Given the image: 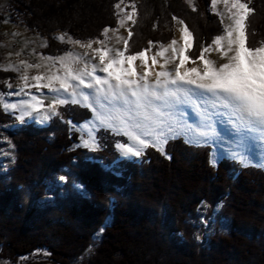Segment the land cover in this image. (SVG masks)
<instances>
[{"label":"trees","instance_id":"16d2710c","mask_svg":"<svg viewBox=\"0 0 264 264\" xmlns=\"http://www.w3.org/2000/svg\"><path fill=\"white\" fill-rule=\"evenodd\" d=\"M120 0H11L7 19L22 23L48 40L44 55L60 56L73 40L101 39L103 30L119 21ZM136 24L129 53L172 38L175 16L188 25L195 40L192 59L201 44L223 33L210 0L197 10L186 0H137ZM247 44L264 41V0H251ZM155 26V27H154ZM1 61V58H0ZM16 74L0 69V87ZM60 117L46 126L32 122L13 131L16 122L0 105V157L10 140L12 157L0 164V257L19 264L43 252L50 264H264V167L220 158L212 145L170 138L166 155L154 148L137 161L124 159L114 133H101L100 150L83 147L86 136L77 125L92 118L90 109L60 106ZM68 121L72 123L69 124ZM117 162V163H116ZM67 177L64 184L58 181ZM82 184L83 193L74 185ZM216 221L206 219L212 217ZM198 237V238H197Z\"/></svg>","mask_w":264,"mask_h":264},{"label":"snow or ice","instance_id":"6c2138e0","mask_svg":"<svg viewBox=\"0 0 264 264\" xmlns=\"http://www.w3.org/2000/svg\"><path fill=\"white\" fill-rule=\"evenodd\" d=\"M250 2L210 0L213 10L223 4L224 13L216 14L221 16V23L225 19L229 22L223 29L224 34L217 35L210 45L199 46L195 59L188 55L195 40L192 31L183 20L173 16L172 19L181 25V38L179 41L172 39L167 47L161 46L162 50L150 57L151 64L146 53L152 41H149V48L128 54L129 40L133 36L131 27L127 28V37H118L122 48L108 46L106 38L110 29L106 27L102 33L105 39L86 43L70 41L89 50L83 55L74 56L68 51L65 55L42 57L52 64L20 61L19 65H9L11 70L20 73L22 83L18 91L0 92V105L20 123L34 117L42 122L60 117V106L79 105L90 109L93 123L85 126L87 138L82 137L77 147L100 150L98 135L114 133L126 138L125 142L115 145L125 157L141 158L148 148L167 156L165 147L170 134L180 127L171 118L170 111L178 104H191L200 112L205 129L211 130L199 131L201 137L214 134L213 116H228L236 131L252 139L264 140V41L255 47L247 44L246 22L254 12L249 7ZM121 3L123 0L115 4L119 10L117 15L124 13ZM187 3L192 5L193 0ZM131 8V12L119 19V28L136 24L134 3ZM192 10L197 9L193 7ZM56 39L65 41V36ZM15 54L20 55L19 52ZM158 56L164 58L163 63H158ZM136 61L141 63L135 65ZM189 62L192 67H187ZM29 69L37 70V74L30 76ZM13 87L12 83L7 84L8 89ZM32 89L36 90L35 94ZM45 89L50 95L44 94ZM6 95L26 98L8 102ZM7 143L15 147L10 140ZM2 154L11 156L15 162L11 152ZM211 163L215 165L216 161ZM59 179L65 181L67 177ZM74 186L85 194L82 184Z\"/></svg>","mask_w":264,"mask_h":264},{"label":"rangeland","instance_id":"374dc122","mask_svg":"<svg viewBox=\"0 0 264 264\" xmlns=\"http://www.w3.org/2000/svg\"><path fill=\"white\" fill-rule=\"evenodd\" d=\"M10 1L11 0H0V13H2V15H7V13H9L8 8H9ZM136 2H137V0H123V3H121V8L124 9V13L119 14V19L125 13L131 12L132 11L131 5L134 3L135 6H137ZM199 3H200V0H193V4L191 5V7H197ZM117 11L119 12V10H117ZM212 11L215 13L223 14L225 10H224L223 4L221 3V4H218L216 9L212 10ZM218 17L221 21V16L218 15ZM6 21L7 22L0 25V58H1L0 69L1 70H10L11 72L15 73L16 79L13 82H11L10 80H6L4 90H2L0 87V92H3L5 94H7L10 91H13V92L18 91V85L20 83H22L19 80L20 73L11 70L9 68V65H12V66L19 65L20 61H27L29 63L42 62L45 64H52L53 63L52 61H47V60L42 59V57L53 56V55H49V54L44 55L42 53V51L46 48L47 44H49L48 40L45 37H42L39 33L31 32L27 28V26H25L21 22L20 23H14L11 19H7ZM228 22L229 21H227L226 19L224 20V22L222 23L223 29L226 27ZM128 27H131V30L133 32V25L131 23H129L126 28H119V24H117V26L115 28L110 29L108 32V37L106 38V42H107L108 46H110V47L114 46V47L122 48L123 44H122V42H118V37L119 36L127 37V28ZM168 27H169L168 29H171L172 38L167 43H164V44L160 43V46H159L160 48L157 51H155V52L148 51L146 53V56L149 58V61H150V57L152 55H155L159 51L162 50L161 46L167 47L170 44L172 39H177L178 41L180 40L181 33H180L179 29H180L181 25L177 21L172 20L170 26H168ZM222 34H224V32ZM60 35L65 36V41H62V42H67L68 44H70V51L74 54V56L83 55L85 52L89 51L87 49L80 48L79 45L71 43L70 41H74L75 39L73 40L71 37L67 36V34L62 32V31L56 32L54 34L55 37H59ZM101 39H105V37L103 36ZM88 41H90V40H88ZM84 43H86V42H84ZM93 47L94 48L98 47V45H93ZM18 52L20 53V55L15 54ZM65 54L66 53H64L62 55H65ZM167 55H168V53H165V56H167ZM53 57H56V56H53ZM213 58H215V54H213ZM157 59H158V63H163V61H164V58L160 57V56H158ZM139 62L140 61H136L135 65H139ZM192 66L193 65L189 62L188 67H192ZM55 67L58 68L59 64H56ZM53 70H55V69H53ZM28 72H29L30 76L37 74V70H35V69H29ZM8 83H12L14 87L12 89H8L7 88ZM0 84H1V82H0ZM32 92L35 94L36 90L32 89ZM43 92L45 95H50L48 93L47 89L43 90ZM23 98H26V97L7 96L6 95V100L8 102H17L18 100L23 99ZM45 103L47 105V101ZM9 114L11 116H13L11 113H9ZM16 114L18 115L19 113H16ZM13 118L15 119L14 116H13ZM173 120L176 121V123L178 125H180V127H178L174 133L170 134V136L172 138L182 136L185 138V140L188 143H190L192 145L193 144H197L199 146H206L207 144L212 145V147L215 150V152H214L215 161L219 160L220 158H225V159H230V160L234 159V160H238L244 166L252 165V166L264 167V161L263 162H256V161L252 160L250 162L244 163V162H242V160L239 159L238 156L233 157L231 155V152L228 150L226 145L223 143V141L221 139H219L220 138L219 136L221 133L220 132L221 128H223L222 125L218 126V123H214L213 119H212V122H213V126L215 129L214 134L209 136V137H201L200 135H198L197 131H198V129H200V127L204 126V122L202 120V116H201L200 112L193 105L187 104L185 109L180 110V112H178L177 116H175ZM31 122H34L37 125L43 127L45 125H48L49 122H51V120L46 121V122H42V121H39V119L35 118V117L34 118H28L26 123H20L16 120L15 123L10 124V125L8 124L4 128L7 131H13L18 125L30 124ZM92 123H93V115H92V118L85 120L83 123H80L77 125L78 129L86 136V138H87V131H86L85 126L86 125H92ZM208 131H211V130L208 129ZM2 139H3L2 140L3 143L7 142L6 138H2ZM97 139H98V137H97ZM124 139L126 141V138H124ZM125 141H121V143H123ZM11 150H12V148L10 146H5L2 149V153L10 152ZM116 150L120 155V158L117 162H120V161L124 160L125 158L130 159L131 161H134V160L137 161L140 159V158H136V157H125L117 148H116ZM8 157H10V156H5V155L1 154L0 164L5 165L3 162V159H5V158L8 159ZM58 181H61V183L65 182V181L60 180L59 178H58ZM217 212H218V210H216L213 213L212 217H208V219L205 220L206 225H208V221H210V222L216 221V219H214V218H215V215L217 214ZM0 264H10V263L5 262L0 257ZM11 264H16V263H11ZM19 264H50V263L47 260L46 255L43 252H40L35 257H33V258L29 257V258L25 259V261H21Z\"/></svg>","mask_w":264,"mask_h":264},{"label":"bare ground","instance_id":"6f19581e","mask_svg":"<svg viewBox=\"0 0 264 264\" xmlns=\"http://www.w3.org/2000/svg\"><path fill=\"white\" fill-rule=\"evenodd\" d=\"M140 63L141 62H139V64ZM149 63L151 64V60ZM138 70L140 71V68H137V71ZM186 106L187 104L176 105L174 109L170 110L172 113L171 118L174 119L178 112L185 109ZM212 119L214 123H218V126L222 125L223 128H221L219 139L223 141L233 157L238 156L244 163L252 160L256 162L264 161V140L252 139L247 137L246 134L236 131L228 116H213ZM204 130L206 129L202 126L197 132Z\"/></svg>","mask_w":264,"mask_h":264}]
</instances>
